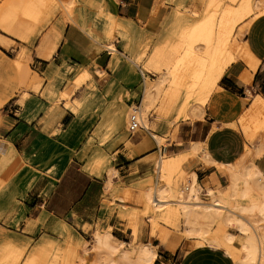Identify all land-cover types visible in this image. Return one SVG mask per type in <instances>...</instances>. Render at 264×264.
<instances>
[{"label":"bare ground","instance_id":"6f19581e","mask_svg":"<svg viewBox=\"0 0 264 264\" xmlns=\"http://www.w3.org/2000/svg\"><path fill=\"white\" fill-rule=\"evenodd\" d=\"M159 1L168 4L169 11L158 34L148 33L134 21L120 17L113 11L116 0H93L101 6L100 11H90L89 6L77 0H9L0 9L2 37L10 36L23 47L16 59L0 50V68L13 67L14 61L18 87L36 94L21 117L32 121L46 112L41 136L27 153L32 163L49 169L56 179L80 147L78 158L90 152L100 154V146L113 152L124 145L129 161L137 162L144 156L154 160L152 174L134 183L142 191L138 197L142 206H130L132 211L128 213L132 215L128 225L133 246H126L99 222L91 242L62 224L66 239L45 234L32 249L23 239L9 236L0 246V264H70L69 258L79 257L81 247L85 248L82 264H155L158 247L138 242L145 221L150 236L172 253L181 247L188 251L220 247L222 235L216 227L222 223L243 236L231 232L223 235L230 245H240L239 249L227 250L234 264H264V173L257 165L264 155V97L243 100L245 111L236 127L247 146L239 162H213L204 151V142H193L191 150L176 155L162 151L180 141L182 123L204 120L207 104L221 89L219 82L228 68L243 61L252 71L258 70L262 61L252 52L246 37L254 22L264 17V0ZM70 24L83 28L97 45L111 53L118 52L117 44L121 43L129 60L121 80L111 79L102 91L98 66L78 69L66 64L47 73L49 82L45 88L37 72L34 80L28 81L31 48L37 43L36 54L41 55L50 44L63 40ZM0 43L9 46L2 38ZM180 71H188L194 81L193 96L190 100L185 98L182 105L181 98L175 100L167 95L174 88L178 91L180 86H174V76ZM76 73L72 87L62 90L63 82ZM85 82L88 88L83 98L66 101L65 110L54 105L72 97ZM137 86L141 91L137 97L139 105L132 97ZM42 90V95H38ZM15 97L12 85L0 81V106ZM67 110L76 118L55 139L52 134L59 129L53 122ZM97 116L100 122L89 134ZM133 123L139 124L142 133L137 139L131 131ZM155 144L160 147L158 152ZM9 155L20 162L21 155L15 147L0 140V156L6 160ZM201 164L216 165L223 181L215 187H203L196 173ZM107 172L106 192L118 174L113 167H108ZM39 178L32 168L22 170L0 197L7 203L0 204V217L15 201L29 195ZM27 213V208L20 209V217Z\"/></svg>","mask_w":264,"mask_h":264},{"label":"crops","instance_id":"0c3cea01","mask_svg":"<svg viewBox=\"0 0 264 264\" xmlns=\"http://www.w3.org/2000/svg\"><path fill=\"white\" fill-rule=\"evenodd\" d=\"M77 1L89 6L90 11L102 9L99 4H94L93 0ZM116 2L117 5L113 4L114 12L120 17L134 21L151 34L160 32L169 11V5L161 4L159 0H116ZM246 40L255 56L262 61L258 70L252 71L243 61H238L228 68L219 82L221 89L207 104L204 121H197L195 126L181 125L180 141L164 147L163 153L180 154L191 150L193 142H204V151L217 164L232 165L244 156L247 141L236 124L245 111L244 99L252 100L258 95L264 97V17L254 22ZM120 44H117L118 52L111 53L97 45L83 28L70 24L63 40L50 44L41 55L35 52L33 66L39 77L48 83L47 73L51 70L60 69L66 64L85 67L95 64L100 69L101 77L98 83L103 91L111 79H122L129 64ZM121 85L124 86V83ZM139 86L132 92V97L137 103H140L137 98L140 94ZM35 96L33 91H25L0 110V140L10 142L21 154H27L41 136L42 123L46 118L44 111L32 121L21 117ZM43 101L46 103L44 99ZM64 108L65 102L60 109L65 110ZM75 118V114L67 110L53 124L59 130L63 128L65 131ZM99 122L100 119H96L90 131L95 130ZM124 150L119 147L108 153L113 156L116 152L115 166L118 174L112 178V184L126 182V179H130L128 174L132 169L133 172L146 174L153 165L154 160L147 156L137 162L129 161ZM154 150L159 151L156 144ZM134 163L137 164V169H134ZM257 165L264 173V155L257 160ZM86 168L87 165L76 158L60 178L55 179L53 176L39 178L29 193V198L32 200V203L28 204L31 213L30 223L26 227L29 230L41 231L43 235L64 237L61 225L66 224L85 239L83 233L90 228L98 214L100 200L109 180L108 174H101V168L96 173H88ZM196 173L203 187L208 185L215 187L223 181L214 164L210 166L201 164L196 168ZM119 189V193L126 196L122 185ZM224 228L223 232L216 228L222 235L219 239L220 247H204L191 251H184L181 247L176 253H172L169 250L161 251L157 246L158 258L155 264H234L227 254V250L232 249L234 245H230L223 237L224 234L234 231L225 226Z\"/></svg>","mask_w":264,"mask_h":264},{"label":"rangeland","instance_id":"374dc122","mask_svg":"<svg viewBox=\"0 0 264 264\" xmlns=\"http://www.w3.org/2000/svg\"><path fill=\"white\" fill-rule=\"evenodd\" d=\"M9 0H0V9L7 4ZM89 8L88 10H90ZM0 33V39L2 38L6 44L9 46L7 47L6 45H3L0 43V50L7 55L10 58L16 59L18 58V53L20 50H22V44L15 40L14 38L7 36V37H2ZM37 49V43L34 45L33 48H31V60L28 61V65L31 69L30 75H29V82H32L34 80V72L35 67L33 66V59L35 56V52ZM117 53V52H113ZM13 67H9L6 70L0 68V81L4 85H12V88L15 89V96L22 94L25 91L24 87H18L17 85V80H16V68H15V62H11ZM76 68H81L78 65H73ZM192 72V69L189 70V72ZM188 71H180L179 74H176L174 76V82L175 85L180 86L178 88V91L175 92L176 88L173 90H169L167 95L168 97H171L172 99L178 100L182 99L183 101L179 103V105H182L184 102V99L187 98V100H190L193 96V90L191 87V84L194 82L192 81V78L189 77V73L187 74ZM151 77L154 78V74H150ZM77 77V73L74 75H70L68 79H66L63 84L61 85L62 90H68L69 88L72 87L73 83H75V78ZM149 78V77H147ZM44 80V79H43ZM47 81H43L42 88H45L47 86ZM84 87V89H83ZM88 88L87 82L82 84L78 90L74 93L72 97H69L65 100H59L54 103L55 106L61 107L64 105V102H70L73 100H77L80 98H83L86 90ZM101 88V87H100ZM82 90V91H81ZM43 90L38 94L42 95ZM141 93V91L139 90ZM35 93V92H34ZM133 102L135 105L137 104V101L133 99ZM8 105V104H7ZM7 105L4 107L0 106V110L4 109ZM66 106V105H65ZM97 119L99 120L100 117L97 116ZM201 121V120H200ZM204 121V120H202ZM192 125L195 126L197 124V121L195 123H182V125ZM94 130L90 131L89 134H92ZM63 132V128H61L58 133H55L52 135V137L56 138L59 137L60 134ZM141 131L138 132L136 135H134V138H138L141 135ZM4 141V139H2ZM99 143V142H98ZM98 145V144H97ZM158 147V146H157ZM81 148V147H80ZM80 148H78L75 153L72 156L70 164L73 163V160L77 158V160L84 162L85 165H87L86 171L88 173H96V171L101 168V174H108L107 169L108 167L110 168H115V160L116 156L115 153L113 156H110L108 153L110 151L107 149V146H100L101 148V153L100 154H95V153H89L88 155L83 156L82 158L77 157V153L80 151ZM120 148H124V145L121 146ZM160 149V147H158ZM163 149V148H162ZM40 150V149H39ZM125 152V150H124ZM21 154V153H20ZM134 169H137V164L134 163ZM0 197L4 194V190L11 185H13V179L25 168H32L37 171L40 177L44 176H52L51 172L49 169L42 167L41 165L32 163L28 158L27 154H21L20 162L17 161L15 157L12 155H9V157L4 160L3 157L0 156ZM152 167L146 172V174L143 173H136L133 172V169L131 173H129V178L126 179L127 181L122 183V184H110L108 192L106 190L104 191L103 197L100 200V209L98 210V214L95 217V220L93 221L92 225L90 228L83 233L86 239V242H91L93 241V232L96 227V224L99 222L104 228L109 230L118 240H121L123 242H126V246H133L134 245V240L133 236L131 234V231L129 229L128 223L132 219V215H128L130 211H132L130 206H139L141 207L142 204L138 202V197L141 190H139L135 186V182L143 179L144 177L150 176L152 174ZM139 174V175H138ZM127 175V176H128ZM122 185L123 187V192L126 193V196L121 195L119 193L120 189L119 187ZM107 186V184H106ZM203 186V185H202ZM111 188V190H110ZM113 202V203H110ZM32 203V200L29 198V195H27L25 198H20L19 201H15L12 205V207L9 210H5L6 212L0 217V246L5 244L9 236H14L18 237L20 239H23L24 241L28 242L30 245L29 249H32L33 247L39 245L42 242L43 238V232H34L29 230L26 225L30 223L29 216L31 213V210L29 209L28 204ZM0 204L1 205H6V200L0 199ZM122 204L127 205V207H123ZM27 208L28 213L25 215V217H20V209L21 208ZM139 216V214H138ZM75 218V216H73ZM73 219V218H72ZM144 228L142 229V232L140 236L138 237V242L140 243H152L155 244L156 246L160 247L161 251H168L165 246H163L160 241L155 238L150 236L149 234V224L145 221L144 222ZM219 231L223 232L225 230L224 226L222 224L218 225L216 227ZM105 229V230H106ZM233 233V232H232ZM237 234L240 238L243 237L239 233L234 232ZM30 236H33L32 238H29ZM52 236V235H51ZM61 239H66L65 237H59ZM137 242V240H136ZM239 249L240 245L237 243L235 246L232 247V249ZM184 251H188L186 248H182ZM85 248L81 247L78 249V254L79 257L69 258L70 264H82L80 258L84 255ZM93 257L90 258L92 260ZM88 261L89 263L91 261ZM165 260V257L163 258V261Z\"/></svg>","mask_w":264,"mask_h":264},{"label":"built area","instance_id":"2783aa9c","mask_svg":"<svg viewBox=\"0 0 264 264\" xmlns=\"http://www.w3.org/2000/svg\"><path fill=\"white\" fill-rule=\"evenodd\" d=\"M131 131H132L133 136L136 135L140 131L139 124L138 123H133V125L131 127Z\"/></svg>","mask_w":264,"mask_h":264}]
</instances>
